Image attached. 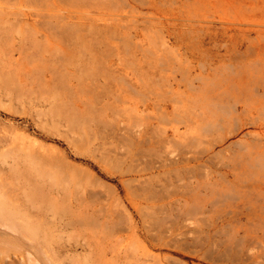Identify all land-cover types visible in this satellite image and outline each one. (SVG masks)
<instances>
[{
  "label": "rangeland",
  "instance_id": "obj_1",
  "mask_svg": "<svg viewBox=\"0 0 264 264\" xmlns=\"http://www.w3.org/2000/svg\"><path fill=\"white\" fill-rule=\"evenodd\" d=\"M41 169L138 251L171 199L165 264H264V0H0L2 202Z\"/></svg>",
  "mask_w": 264,
  "mask_h": 264
},
{
  "label": "bare ground",
  "instance_id": "obj_2",
  "mask_svg": "<svg viewBox=\"0 0 264 264\" xmlns=\"http://www.w3.org/2000/svg\"><path fill=\"white\" fill-rule=\"evenodd\" d=\"M67 123L76 133L78 121L68 120ZM172 133L176 137L179 133L178 128H174ZM166 139L167 143L170 140L167 135ZM166 151L170 155L175 154L176 159L183 158L181 152L175 153L169 149ZM41 170L40 178L43 182L53 183V179L50 180L52 177L46 175L43 169ZM129 172L133 173L134 170L129 169ZM41 186L44 188L45 184ZM59 187L57 182L53 183L52 189L43 190L41 193L42 201L29 204L21 203L19 198L8 205L5 201L2 202L4 198L0 196V264H165L167 256L153 253L151 247H167L170 237L173 236L167 235L166 227L160 224L165 217H171L174 214L170 206L171 199L167 201L169 204H160V207H156L152 214L143 217L140 224L142 227L137 224L130 228L133 232L139 228L142 230L143 238H136L142 247L138 251L136 247L132 248L133 239L128 241L124 238L125 235L121 229L110 228L105 225V222L99 223L89 218L81 204L74 202L69 195L66 197L67 192L66 195H62L63 189ZM151 192V189L144 190V197H148ZM46 198L50 199L49 202L43 200ZM171 205L173 206L174 203ZM78 248L84 252H78Z\"/></svg>",
  "mask_w": 264,
  "mask_h": 264
}]
</instances>
